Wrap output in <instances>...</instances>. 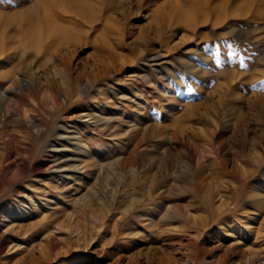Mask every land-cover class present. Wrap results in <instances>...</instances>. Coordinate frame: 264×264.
<instances>
[{
  "label": "rangeland",
  "instance_id": "374dc122",
  "mask_svg": "<svg viewBox=\"0 0 264 264\" xmlns=\"http://www.w3.org/2000/svg\"><path fill=\"white\" fill-rule=\"evenodd\" d=\"M248 184L264 0H0V264H264Z\"/></svg>",
  "mask_w": 264,
  "mask_h": 264
},
{
  "label": "bare ground",
  "instance_id": "6f19581e",
  "mask_svg": "<svg viewBox=\"0 0 264 264\" xmlns=\"http://www.w3.org/2000/svg\"><path fill=\"white\" fill-rule=\"evenodd\" d=\"M77 15H79L80 17L81 16H83V15H81V13L79 14V12L78 13H76ZM84 14V13H83ZM33 15V14H32ZM38 21H40V20H38ZM31 25H33V24H31ZM48 31V30H47ZM54 32H55V30H53ZM49 32V31H48ZM43 36V35H42ZM20 84V81L18 80V79H13V81H12V87H15V86H17L18 87V85ZM78 169V168H77ZM249 185V184H248ZM251 185H253V184H251ZM250 186V185H249ZM251 188H250V190H249V195H248V197H247V199H249V200H251L252 202H254V203H257V204H261L262 202H264V197H262V194H259V192L257 193L256 192V188L255 187H253V186H250ZM216 198H217V201H219V204L217 205V208L218 209H226V210H228L229 212H231L233 209H236L237 208V206L239 205V200L237 201V200H235V201H232V202H228V200H227V198H226V194H224V193H222V192H219V193H217L216 194ZM214 199H215V196H213V197H210V203L212 204V206L214 205ZM209 200V199H208ZM10 219V218H9ZM74 223V222H73ZM72 223V224H73ZM95 227V226H94ZM73 229L74 230H69V232L71 233V234H75L74 236V238L76 239V241H79L80 239H82V233H80V228L79 227H77L76 225H73ZM86 233H88V232H86ZM86 233H84V235H85V237L83 238V240L84 241H87V234ZM52 234H53V232H51V233H49L48 235H47V237H49V236H52ZM88 243L86 244V247H88V246H90V244L92 243V241H87ZM16 247V245L15 246H13V247H11L10 249L11 250H13L14 248Z\"/></svg>",
  "mask_w": 264,
  "mask_h": 264
}]
</instances>
